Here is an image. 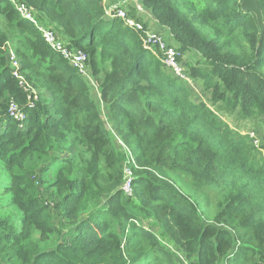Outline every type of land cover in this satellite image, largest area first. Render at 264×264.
I'll return each mask as SVG.
<instances>
[{"label": "trees", "instance_id": "obj_1", "mask_svg": "<svg viewBox=\"0 0 264 264\" xmlns=\"http://www.w3.org/2000/svg\"><path fill=\"white\" fill-rule=\"evenodd\" d=\"M22 1L67 48L84 53L91 74L101 77L96 80L100 104L133 157L128 163L132 194L125 196L117 186L105 206L98 205L103 169L123 157L90 85L1 0L0 17L16 31L14 54L21 71L31 74H24L27 83L48 99L41 104L19 87L4 56L8 36L0 31V100L5 101L0 102V163L12 172V186L1 191L14 194L16 209L10 217L0 214V264H156L159 256L170 258L158 238L169 239L192 264H264V157L248 133H233L218 116L256 119L264 126V0H257L261 29L255 15L241 9V0H184L182 6L140 0L168 32L180 63L185 54L202 60L204 69L189 68L188 76L210 92L209 106L193 103L186 84L166 74L121 19L107 18L103 0ZM11 100L23 120L10 115ZM75 145L88 155L85 178L75 177ZM46 150L70 156L53 158ZM45 159L50 162L40 176L51 179L46 190L56 194L55 210L70 226L51 250L30 239L39 231L45 242L51 224L33 186L18 174L26 171L25 161L37 166ZM170 173L221 194V213L213 224H205ZM78 212L86 213L81 221ZM142 219L152 220L151 227ZM157 225L159 235L150 230Z\"/></svg>", "mask_w": 264, "mask_h": 264}, {"label": "rangeland", "instance_id": "obj_2", "mask_svg": "<svg viewBox=\"0 0 264 264\" xmlns=\"http://www.w3.org/2000/svg\"><path fill=\"white\" fill-rule=\"evenodd\" d=\"M178 6H182L184 3V0H173ZM103 4L105 5V8L107 9H113L115 7H121L124 9V11L127 13L128 16L134 15L135 18H139L144 22V25L146 27L145 30H152L154 28L151 27L152 25V15L148 10L142 9V4L140 0H103ZM135 4L139 5V7L142 9V12H146L145 14H138V12L135 9ZM141 5V6H140ZM133 17V16H132ZM151 17V18H150ZM146 20L147 22H145ZM0 31L7 34L8 36V43H6L5 47V58L7 61V65L11 67V62L9 60L11 54H13L18 62V70L20 71L22 77H23V83L22 85L19 84L20 88H23L25 93H27L29 96L32 95V98L34 100H38L41 104H46L48 95H46L42 90H36L34 89L29 83H27V80L25 76H31L28 72L21 71V61L18 60L16 55L14 54V47L16 46V31L12 28L8 27L6 25V22L2 17H0ZM204 33H208V29L203 30ZM158 33H160L167 43L174 47L176 49V46L171 43L170 38L168 37V33L162 29L161 27L158 29ZM184 70L186 73H189V68L195 67L198 69H204L203 62L199 58L198 55L195 54H185L182 58L181 62ZM164 70V69H163ZM166 74H170V72H166ZM92 81L94 82V87H90L91 84L89 82V79H85L90 88V94L91 98L94 99V94L98 92V86L96 84L97 78H101L100 76H93L91 74V71L89 69ZM25 74V76H24ZM90 77V76H89ZM201 82V81H200ZM29 87V88H28ZM189 93V98L193 103H199L204 102L208 106L209 104V98H210V92L205 90L201 83L199 82H192L191 85L186 84L185 86ZM37 98V99H36ZM95 102L99 105L100 114L104 121V124L109 132H111L113 136V144L115 149L122 155V160L120 164H115L111 168L103 169V173L101 176V184L102 187L101 194L98 196L99 203L101 206H105V197L110 192V190L114 187L118 186V189L122 191V187L125 181L124 178V171L125 169H128V163L131 162V150L127 149L126 146L123 144V142L120 140L119 136L115 132V127L112 124L111 119L108 116V113L104 109V107L100 104V102L96 99H94ZM14 102V104L17 106V108H20L18 104H16V101L11 100ZM1 103L5 102L4 100H0ZM30 104H32L31 101H29ZM221 120H224L230 127L231 131L233 133H239L242 135H245L246 133H252L259 143H256V147L258 148L261 156L264 157V149H261L260 147L264 145V126L256 121V119L248 120L246 122H235L231 119V117L223 116V114H218ZM2 126V125H1ZM3 127H1L2 129ZM72 138V136H70ZM121 141V144L119 143ZM60 151L59 153L50 152L46 150V153H48L53 158L58 159H67L70 156L69 152H63ZM72 152L77 155V162H78V169L75 177L78 178H85L84 176V168H86V162L88 160V155L86 153V150L80 147L79 145H75L72 149ZM133 158V157H132ZM45 161H40L38 165L36 166L35 160H28L25 161V169L26 171L23 172L22 170L18 171V174L25 179V181L33 186L36 198L39 200L41 205L46 208V214L49 217V222L51 224V233L46 238L45 242H41V233L39 231H34L31 234L30 239L32 241H36L38 243L39 249H45V250H51L55 247L56 244H58L61 240H63L65 234L68 231V228H70L68 222L66 219H64L61 216L60 212H57L55 210L54 204L57 203L58 198L56 194H53L51 191L50 193L47 192L46 188L48 184L50 183L49 178L43 177V175L40 176V168L44 166L45 164H48L50 160L45 159ZM30 171H33L34 174H37L36 178L31 175L32 173ZM121 173V174H120ZM171 178L173 181H175L176 185L184 192L186 193L190 198H192L197 207L199 208L200 214L202 215L203 221L205 224H213V220L215 216L219 213H221L222 209V199L221 194L217 191H211V189H202L200 187H197L193 181L185 176H182L180 174L176 173H170ZM12 172L11 170L7 169L4 165L0 163V214L2 218L10 217L11 215L16 213V209L12 207L13 205L11 200H13L14 194H6L5 192L1 191L3 186L11 185L12 186V178H11ZM94 201L90 203V206L94 207ZM79 213V212H78ZM77 213V214H78ZM79 221H81L85 214L84 212L79 213ZM145 227H151L152 220H141ZM219 229L223 228L222 226H217ZM153 234L159 235V226H155L150 229ZM160 242H162L166 254L170 257L167 258L166 255L159 256L157 259L156 264H175L177 253H180L182 250L178 248L175 244H171L170 240L167 238H158Z\"/></svg>", "mask_w": 264, "mask_h": 264}, {"label": "built area", "instance_id": "obj_3", "mask_svg": "<svg viewBox=\"0 0 264 264\" xmlns=\"http://www.w3.org/2000/svg\"><path fill=\"white\" fill-rule=\"evenodd\" d=\"M2 1L10 4L22 20L30 23L37 30L44 43L52 51L56 52L65 61H67V63L77 71L78 75L81 78L89 79L91 87H94V82L92 81L87 65V56L84 53L67 48L64 38H62L52 27L39 22L36 18L35 13L22 0ZM105 16L109 19H121L124 27L131 30L138 36L142 47L150 52L161 63V65L168 72H170L173 77L181 80L185 84H192L191 78L188 76V73L185 72L182 64L178 60L179 53L174 47H172L165 41L160 33L154 30H145L142 23L130 18L121 7H115L113 9L105 8ZM9 60L11 62L14 78L18 80L20 85H22L23 77L18 72V62L15 56L11 54ZM9 112L14 119L19 121L23 120V116L19 113L17 106H15L14 104H10ZM248 136L253 140V145L256 147V143H259L257 138L252 133H248ZM119 143L121 144V141H119ZM124 178L125 181L122 187V192L125 196H131L132 172L129 168L125 169ZM176 255L177 258L175 264H192L190 259L185 255L183 251L177 253Z\"/></svg>", "mask_w": 264, "mask_h": 264}, {"label": "water", "instance_id": "obj_4", "mask_svg": "<svg viewBox=\"0 0 264 264\" xmlns=\"http://www.w3.org/2000/svg\"><path fill=\"white\" fill-rule=\"evenodd\" d=\"M241 9L245 12L253 13L256 17L259 28H262V14L257 4V0H241Z\"/></svg>", "mask_w": 264, "mask_h": 264}, {"label": "crops", "instance_id": "obj_5", "mask_svg": "<svg viewBox=\"0 0 264 264\" xmlns=\"http://www.w3.org/2000/svg\"><path fill=\"white\" fill-rule=\"evenodd\" d=\"M141 6V5H140ZM142 7V6H141ZM135 9H136V11L138 12V14L140 15V14H142V13H144V12H142V9L139 7V5H137V4H135ZM142 12V13H141ZM146 13V12H145ZM144 13V14H145ZM151 18V17H150ZM152 19V25H151V27L152 28H154L156 31H158V29L160 28L159 27V25H158V23L156 22V20L155 19H153V18H151ZM145 22H147L146 20H144ZM167 32V31H166ZM168 33V32H167ZM169 37V36H168ZM172 43V42H171ZM99 94L97 93V96H96V94H94V99H96V100H98L99 102H100V99H99Z\"/></svg>", "mask_w": 264, "mask_h": 264}]
</instances>
